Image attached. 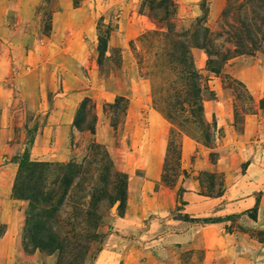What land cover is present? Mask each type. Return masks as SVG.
I'll return each mask as SVG.
<instances>
[{"label": "rangeland", "instance_id": "1", "mask_svg": "<svg viewBox=\"0 0 264 264\" xmlns=\"http://www.w3.org/2000/svg\"><path fill=\"white\" fill-rule=\"evenodd\" d=\"M262 123L264 0H0V264H264Z\"/></svg>", "mask_w": 264, "mask_h": 264}, {"label": "crops", "instance_id": "2", "mask_svg": "<svg viewBox=\"0 0 264 264\" xmlns=\"http://www.w3.org/2000/svg\"><path fill=\"white\" fill-rule=\"evenodd\" d=\"M262 124H264V123H262ZM249 129H250V127L249 128L246 127L245 131L243 132L244 134H242V135H247L248 134L247 131ZM182 185L184 187V191L182 192L183 207H185V208L186 207L187 208H192V207L197 208L199 206V204H194V201L199 200L198 197H200L202 195L197 194V193L194 192V190H196L195 185H194V181H193V184L189 186L188 183H187V180H185L182 183ZM246 199H248V198H246ZM241 201H243V200H241ZM182 209H184V208H182ZM186 211H188V209H186ZM188 216L191 217V218L194 217V215H191V213H189Z\"/></svg>", "mask_w": 264, "mask_h": 264}, {"label": "trees", "instance_id": "3", "mask_svg": "<svg viewBox=\"0 0 264 264\" xmlns=\"http://www.w3.org/2000/svg\"><path fill=\"white\" fill-rule=\"evenodd\" d=\"M77 125V124H76ZM78 126V125H77ZM27 162V155L26 154H24L23 155V157L21 158V160L19 161V165L21 166H23L25 163ZM214 174L215 173H205L204 175L206 176V178L207 179H209V184H208V187H209V189H214V185H213V182H212V178L214 177ZM207 187V188H208ZM45 232V231H44ZM50 236H53V235H50ZM54 241V240H53ZM40 246V245H39ZM59 246L61 247V244H59ZM52 248V247H51ZM58 248V244H57V247H55V249H57Z\"/></svg>", "mask_w": 264, "mask_h": 264}]
</instances>
